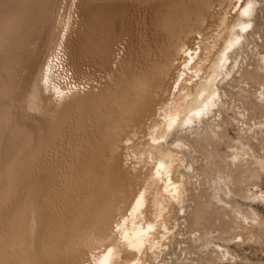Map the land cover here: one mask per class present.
Masks as SVG:
<instances>
[{"label":"rangeland","instance_id":"374dc122","mask_svg":"<svg viewBox=\"0 0 264 264\" xmlns=\"http://www.w3.org/2000/svg\"><path fill=\"white\" fill-rule=\"evenodd\" d=\"M183 1L121 0L127 18L119 14L123 27L117 37L122 39L115 48L120 52L126 44L129 59L120 64L119 58L114 72L107 58L108 68L102 65L93 74L95 59L83 52V67L93 77L103 71L106 79V70L126 73L130 65L134 81L151 86L155 40L145 38V50L140 48L143 27L154 33L157 12L166 7L176 12ZM201 2L188 5L197 9ZM217 2L212 4L218 10ZM256 2L244 45L230 53L232 72L220 78L222 99L213 115L194 128L175 130L166 140L184 158L178 175L185 176L187 191L170 214L173 233L166 249L150 254L147 264H264V0ZM46 6L42 23L33 30L35 41L25 40L23 51L12 58L13 69L0 61V262L16 257L4 247L12 239L27 246L21 258L31 264H90V253L99 256L106 249L91 245L92 237L85 235L92 220L89 209L105 189L101 172L107 154L100 151L117 133L112 82L118 74L104 87L84 85L74 39L66 49L59 46L63 11L65 21L77 12L67 0H47ZM125 149L121 144L112 166L113 181H127L128 194L120 153ZM91 161L98 170L87 174Z\"/></svg>","mask_w":264,"mask_h":264},{"label":"bare ground","instance_id":"6f19581e","mask_svg":"<svg viewBox=\"0 0 264 264\" xmlns=\"http://www.w3.org/2000/svg\"><path fill=\"white\" fill-rule=\"evenodd\" d=\"M46 1L0 0V61L3 60L8 69H13L10 67L12 58L23 51L26 41H35L33 30L42 23ZM67 1L77 15L76 18L70 15L65 21L63 11L59 46L64 45L66 49L68 40L74 39L71 46L79 49L81 59L80 81L86 86L90 82L88 88L104 87L106 79L111 81L118 74L116 82L111 81L116 83L113 103L117 113L114 119L117 137L104 142L106 150L100 151L107 154V165L101 172L105 189L89 209L92 220L89 235H85L92 237L91 245L105 244L106 249L99 256L90 253V264H147L150 254L166 249L173 233L170 214L176 204L182 205L187 191L185 176L178 175L184 158L176 149L166 146V140L175 130L194 128L213 115L222 99L220 78L232 72L235 61L230 53L244 45L245 31H250L249 26L253 24L257 2L201 0V6L195 9L188 5L190 0H184L175 8L176 12L171 7L158 11L154 33L143 27L139 40L142 50H145V38L149 43L151 40L159 43L150 44L153 49L149 67L154 75L153 84L147 86L143 80L134 81L130 65L126 73L110 72L111 69L116 72L119 58L121 64L131 53L123 43L120 52L115 48L122 39L117 37L123 27L119 14L127 18V8L121 10V0ZM216 1H219L218 10L213 5ZM210 7L216 11L210 12ZM208 15L212 19L210 24L206 22ZM83 52L95 59L93 74L103 66L108 68L106 59L111 60L106 79L103 71L93 77L83 67ZM121 144L126 145L125 151L120 153L129 177L128 194L127 181H113L112 164ZM91 163L93 165L85 169L87 174L98 170L94 162ZM36 191L31 187V194ZM121 200L123 203L118 206ZM110 225L112 230L108 232ZM4 247L16 257L10 263L2 261L0 264H31V260H22L28 248L19 240L15 243L11 239ZM42 264L46 263L42 261Z\"/></svg>","mask_w":264,"mask_h":264}]
</instances>
